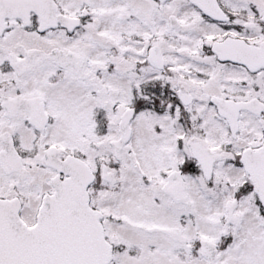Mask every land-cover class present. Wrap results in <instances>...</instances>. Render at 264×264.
Here are the masks:
<instances>
[{
	"label": "snow or ice",
	"instance_id": "snow-or-ice-1",
	"mask_svg": "<svg viewBox=\"0 0 264 264\" xmlns=\"http://www.w3.org/2000/svg\"><path fill=\"white\" fill-rule=\"evenodd\" d=\"M0 264H264V0H0Z\"/></svg>",
	"mask_w": 264,
	"mask_h": 264
}]
</instances>
